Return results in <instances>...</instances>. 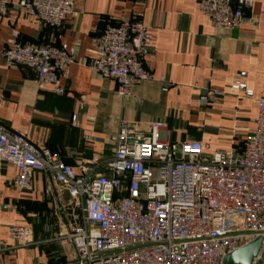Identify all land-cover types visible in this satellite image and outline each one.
Returning <instances> with one entry per match:
<instances>
[{
  "label": "built area",
  "instance_id": "2783aa9c",
  "mask_svg": "<svg viewBox=\"0 0 264 264\" xmlns=\"http://www.w3.org/2000/svg\"><path fill=\"white\" fill-rule=\"evenodd\" d=\"M200 13L216 29L237 30L243 10L254 0H196ZM10 12L49 28L84 14L76 0H0V16ZM64 45L17 41L0 52L6 66L27 68L38 91L65 94L62 81L77 64L114 82L116 95L129 97L140 82L158 81L145 59L154 55V38L137 19L107 25L93 38L88 57L75 61ZM241 72L232 89L250 98ZM221 96L208 90L207 104ZM256 102L254 128L230 150L205 154L200 142L165 140V124L146 131L122 125L112 137L108 157L77 161L73 166L57 154L0 123V160L16 169L12 185L31 188L35 171L49 174L67 197L69 220L64 240L82 264H222L223 258L257 238L251 264H264V98ZM82 106H80V109ZM77 126V115L71 117ZM9 238L26 247L29 229L12 226ZM6 246L0 242V252Z\"/></svg>",
  "mask_w": 264,
  "mask_h": 264
},
{
  "label": "crops",
  "instance_id": "0c3cea01",
  "mask_svg": "<svg viewBox=\"0 0 264 264\" xmlns=\"http://www.w3.org/2000/svg\"><path fill=\"white\" fill-rule=\"evenodd\" d=\"M15 1V0H14ZM84 14L49 28L10 12L0 16V52L11 42L76 48L77 62L88 57L93 38L109 24L137 19L154 38V55L145 59L156 80L140 82L132 95H116L113 81L73 64L62 84V96L38 91L34 74L8 67L0 58V123L25 135L41 149L73 166L77 161L111 155L112 137L122 125L146 131L165 124V140L200 142L205 154L237 147L253 130L256 102L264 98V0L243 10L237 30L216 29L200 13L196 0H76ZM253 96L233 90L238 74ZM208 90L221 96L207 104ZM80 106L82 108L80 109ZM77 115V126L71 117ZM16 169L0 160V264H48L52 245H62L64 264H73L72 250L58 234L68 223L67 197L47 173L35 171L31 188L12 185ZM12 226L30 230L33 243L19 246L9 238Z\"/></svg>",
  "mask_w": 264,
  "mask_h": 264
},
{
  "label": "water",
  "instance_id": "95a60500",
  "mask_svg": "<svg viewBox=\"0 0 264 264\" xmlns=\"http://www.w3.org/2000/svg\"><path fill=\"white\" fill-rule=\"evenodd\" d=\"M61 218L64 225H67L62 209L60 210ZM261 239L257 238L252 241L250 244L244 246L243 248L226 255L223 258L222 264H251L253 259L257 256ZM73 264H82L79 260L73 262Z\"/></svg>",
  "mask_w": 264,
  "mask_h": 264
},
{
  "label": "rangeland",
  "instance_id": "374dc122",
  "mask_svg": "<svg viewBox=\"0 0 264 264\" xmlns=\"http://www.w3.org/2000/svg\"><path fill=\"white\" fill-rule=\"evenodd\" d=\"M52 249H54V253L53 255H55L50 261L52 264H62V262L64 261V257L62 256L64 253L63 247L62 245L58 244V245H52L51 247Z\"/></svg>",
  "mask_w": 264,
  "mask_h": 264
},
{
  "label": "trees",
  "instance_id": "16d2710c",
  "mask_svg": "<svg viewBox=\"0 0 264 264\" xmlns=\"http://www.w3.org/2000/svg\"><path fill=\"white\" fill-rule=\"evenodd\" d=\"M48 264H52L51 261ZM62 264H64V263L62 262Z\"/></svg>",
  "mask_w": 264,
  "mask_h": 264
}]
</instances>
